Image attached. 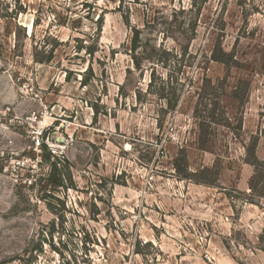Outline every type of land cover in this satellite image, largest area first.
<instances>
[{"label": "rangeland", "instance_id": "374dc122", "mask_svg": "<svg viewBox=\"0 0 264 264\" xmlns=\"http://www.w3.org/2000/svg\"><path fill=\"white\" fill-rule=\"evenodd\" d=\"M254 141L264 0H0V264H264Z\"/></svg>", "mask_w": 264, "mask_h": 264}, {"label": "trees", "instance_id": "16d2710c", "mask_svg": "<svg viewBox=\"0 0 264 264\" xmlns=\"http://www.w3.org/2000/svg\"><path fill=\"white\" fill-rule=\"evenodd\" d=\"M138 33L135 30L134 31V36L132 39V43H131V49L135 50L138 47ZM136 65L138 67V63L136 62ZM175 104H171L170 107H173ZM247 154L249 156L247 162L250 163L251 165H253L255 167V172H254V176H252L251 180H250V187L252 186V182H253V178L255 177V174H257V169L259 167H261L264 170V163L262 161H260L256 155H255V141L251 144V148L247 149ZM259 173V172H258ZM66 264H70V262L68 260H66L65 262Z\"/></svg>", "mask_w": 264, "mask_h": 264}, {"label": "built area", "instance_id": "2783aa9c", "mask_svg": "<svg viewBox=\"0 0 264 264\" xmlns=\"http://www.w3.org/2000/svg\"><path fill=\"white\" fill-rule=\"evenodd\" d=\"M45 136V132H43V128H39V130L35 133L33 140H34V147H38L40 145V140L43 139Z\"/></svg>", "mask_w": 264, "mask_h": 264}]
</instances>
